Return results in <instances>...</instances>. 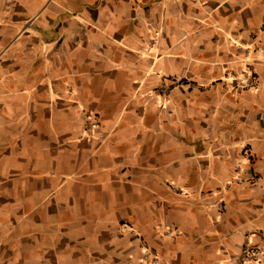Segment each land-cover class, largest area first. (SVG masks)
Returning <instances> with one entry per match:
<instances>
[{"label": "crops", "instance_id": "1", "mask_svg": "<svg viewBox=\"0 0 264 264\" xmlns=\"http://www.w3.org/2000/svg\"><path fill=\"white\" fill-rule=\"evenodd\" d=\"M247 237L264 0H0V264H240Z\"/></svg>", "mask_w": 264, "mask_h": 264}, {"label": "built area", "instance_id": "2", "mask_svg": "<svg viewBox=\"0 0 264 264\" xmlns=\"http://www.w3.org/2000/svg\"><path fill=\"white\" fill-rule=\"evenodd\" d=\"M245 73V72H242ZM244 77V76H243ZM252 77L248 73L245 75V79L241 80L242 87H251L252 86ZM159 90L166 94L169 90L166 84H161ZM85 125L84 128L89 133L98 127L99 121L97 116L94 114L85 113ZM123 231L129 230V225L127 223H123L121 226ZM142 261L143 264H169V262L161 257H159L156 253H154L151 249L146 246L142 247ZM264 259V237L258 243H252L248 239H245V242L242 245L239 254V262L240 264L244 263H259Z\"/></svg>", "mask_w": 264, "mask_h": 264}, {"label": "rangeland", "instance_id": "3", "mask_svg": "<svg viewBox=\"0 0 264 264\" xmlns=\"http://www.w3.org/2000/svg\"><path fill=\"white\" fill-rule=\"evenodd\" d=\"M83 113H84V116H85V113H86V112L83 111Z\"/></svg>", "mask_w": 264, "mask_h": 264}]
</instances>
